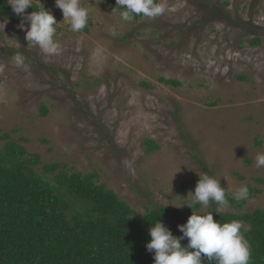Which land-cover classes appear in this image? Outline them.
<instances>
[{
	"label": "rangeland",
	"instance_id": "obj_1",
	"mask_svg": "<svg viewBox=\"0 0 264 264\" xmlns=\"http://www.w3.org/2000/svg\"><path fill=\"white\" fill-rule=\"evenodd\" d=\"M114 1L81 0L87 31L72 32L54 0H39L61 22V50L50 56L27 48L20 17L0 18V136L43 164L95 172L136 216L184 205L201 172L230 197L247 184L261 192L239 210L210 202L194 214L264 209V168L255 167L264 153V0H158L165 12L136 22L122 21ZM17 52L28 71L12 61ZM146 140L157 145L151 154Z\"/></svg>",
	"mask_w": 264,
	"mask_h": 264
},
{
	"label": "trees",
	"instance_id": "obj_2",
	"mask_svg": "<svg viewBox=\"0 0 264 264\" xmlns=\"http://www.w3.org/2000/svg\"><path fill=\"white\" fill-rule=\"evenodd\" d=\"M115 6L114 1L110 8L119 13ZM26 10L31 13L37 8L34 4L33 9ZM0 18L10 22L17 19L5 0H0ZM140 19L149 18L136 16L131 22ZM259 44L258 39L250 41L251 46ZM158 82L180 86L176 80L160 78ZM47 113L43 106L41 115ZM0 139V264H154V253L145 248L151 239L149 228L159 220L179 237L182 233L177 225L186 223L192 211L200 209V205L192 210L187 206H153L136 216L113 191L98 182L95 172L84 174L65 170L59 164H43L38 155L27 152L10 134L3 133ZM144 145L148 154L157 149L151 140L144 141ZM253 181L263 183L262 179ZM245 186L249 197L261 192L249 184ZM226 198L237 210L246 202L235 201L227 193ZM210 212L221 224L239 220L250 226L244 232L250 246V264H264V209ZM187 243V238L181 241L182 246ZM202 260L203 264H215Z\"/></svg>",
	"mask_w": 264,
	"mask_h": 264
},
{
	"label": "clouds",
	"instance_id": "obj_3",
	"mask_svg": "<svg viewBox=\"0 0 264 264\" xmlns=\"http://www.w3.org/2000/svg\"><path fill=\"white\" fill-rule=\"evenodd\" d=\"M54 3L61 10L62 21L69 24L70 31L80 32L87 26L89 9L81 6V0H54ZM115 5L114 8L119 11L121 20L125 22L133 21L136 16L156 18L165 12L164 5L155 0H115ZM8 6L21 18L17 27L25 32L27 48L38 47L41 53L48 56L59 54L61 46L54 36L55 26L61 22L57 23L51 12L45 10L39 0H35L37 10L30 14H25V10L33 9L34 0H8ZM16 44L20 47L17 42ZM12 61L24 71L29 70L23 54L17 52ZM3 69L4 65L0 64V71ZM255 167L264 168V153H257L255 156ZM190 194L186 204L174 207L187 206L192 210L200 205L207 208L210 202L215 203L219 209L230 207L226 189L220 187V180L206 172L200 173L194 191ZM232 198L238 202L247 200L249 198L247 186L233 192ZM249 227L244 226L239 220L221 224L214 221L213 212L200 215L192 211L186 223L177 225L178 231L182 233L179 237L173 236L162 222L156 221L149 228L148 234L151 239L145 248L146 251L154 253V264H203L202 257L208 261H215V264H250V246L244 238V232L248 231ZM185 238L188 243L182 246L181 241Z\"/></svg>",
	"mask_w": 264,
	"mask_h": 264
}]
</instances>
